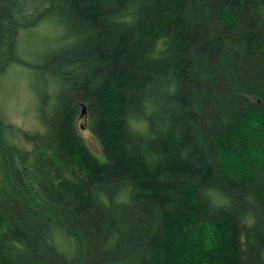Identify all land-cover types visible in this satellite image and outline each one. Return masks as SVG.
<instances>
[{
    "label": "trees",
    "instance_id": "16d2710c",
    "mask_svg": "<svg viewBox=\"0 0 264 264\" xmlns=\"http://www.w3.org/2000/svg\"><path fill=\"white\" fill-rule=\"evenodd\" d=\"M44 20V130L0 120V264H264V0H0V72Z\"/></svg>",
    "mask_w": 264,
    "mask_h": 264
},
{
    "label": "rangeland",
    "instance_id": "374dc122",
    "mask_svg": "<svg viewBox=\"0 0 264 264\" xmlns=\"http://www.w3.org/2000/svg\"><path fill=\"white\" fill-rule=\"evenodd\" d=\"M63 34L62 26L53 20H44L34 27L19 31L15 46L16 59L0 72V120L12 125L11 129L8 127L3 132V137L9 138V141L16 135L20 141L29 145L23 132L44 130L38 116L39 100L36 91H40L47 80L32 66L40 63L48 52L62 44ZM84 123L83 118L78 121V131L87 146L99 154V142ZM61 238L57 240L63 243Z\"/></svg>",
    "mask_w": 264,
    "mask_h": 264
},
{
    "label": "water",
    "instance_id": "95a60500",
    "mask_svg": "<svg viewBox=\"0 0 264 264\" xmlns=\"http://www.w3.org/2000/svg\"><path fill=\"white\" fill-rule=\"evenodd\" d=\"M87 118V114H86V108H85V104L84 103H81V109H80V113L77 117V119L79 120L80 118Z\"/></svg>",
    "mask_w": 264,
    "mask_h": 264
}]
</instances>
